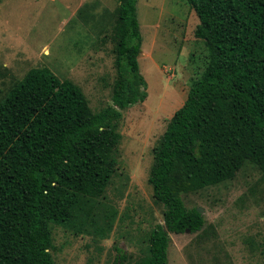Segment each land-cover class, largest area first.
<instances>
[{"label":"trees","instance_id":"1","mask_svg":"<svg viewBox=\"0 0 264 264\" xmlns=\"http://www.w3.org/2000/svg\"><path fill=\"white\" fill-rule=\"evenodd\" d=\"M117 1L111 103L94 111L79 85L43 66L0 96V264H55L52 223L115 218L97 198L115 170L122 111L147 96L137 0ZM186 2L206 61L152 148L148 183L163 220L137 264H168L169 233L201 231L204 215L185 194L231 180L246 164L264 174V0ZM115 250L112 264H124L127 253Z\"/></svg>","mask_w":264,"mask_h":264},{"label":"rangeland","instance_id":"2","mask_svg":"<svg viewBox=\"0 0 264 264\" xmlns=\"http://www.w3.org/2000/svg\"><path fill=\"white\" fill-rule=\"evenodd\" d=\"M117 3L0 0V96L30 68L43 66L79 85L94 111L111 103ZM136 10L147 96L122 111L115 170L97 198L100 211L114 210L115 218L109 226L96 214L92 226L81 218L69 227L52 223L55 264H112L116 246L127 253L124 264H137L147 255L151 229L163 220L148 183L152 148L203 71L206 48L193 34L198 18L186 0H137ZM183 200L201 207L205 222L198 232L169 233L168 264H264V174L253 164ZM99 225L104 233L95 230Z\"/></svg>","mask_w":264,"mask_h":264},{"label":"water","instance_id":"3","mask_svg":"<svg viewBox=\"0 0 264 264\" xmlns=\"http://www.w3.org/2000/svg\"><path fill=\"white\" fill-rule=\"evenodd\" d=\"M197 210L202 213L203 209L201 207H197ZM188 231V230H187Z\"/></svg>","mask_w":264,"mask_h":264}]
</instances>
